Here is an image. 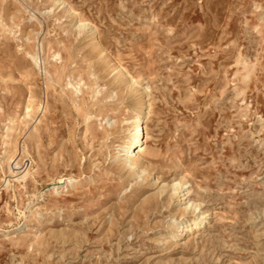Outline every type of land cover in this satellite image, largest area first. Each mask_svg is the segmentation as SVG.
I'll return each mask as SVG.
<instances>
[{
  "label": "rangeland",
  "instance_id": "374dc122",
  "mask_svg": "<svg viewBox=\"0 0 264 264\" xmlns=\"http://www.w3.org/2000/svg\"><path fill=\"white\" fill-rule=\"evenodd\" d=\"M0 264H264V0H0Z\"/></svg>",
  "mask_w": 264,
  "mask_h": 264
},
{
  "label": "bare ground",
  "instance_id": "6f19581e",
  "mask_svg": "<svg viewBox=\"0 0 264 264\" xmlns=\"http://www.w3.org/2000/svg\"><path fill=\"white\" fill-rule=\"evenodd\" d=\"M82 25H84V24H82ZM91 32H93V31L91 30ZM131 82H132V80H131ZM142 108H145L144 104H143ZM143 122H144V120H142L140 115L135 116L134 119L130 122V126L127 128L128 132H129L130 139H131L129 143L130 144L132 143V146L135 147V149H133L132 151H129V150L126 151V149L123 147V149L121 150L122 154L118 155L119 157H122V159H123L122 162H124V164L129 168L134 167V158L133 157L137 156L138 152L141 150V148L144 146V144L146 142ZM142 172H144V171H142ZM59 182L64 183L65 180L63 178H60ZM172 190H173V193L178 196V199L180 200V202H183L185 200L184 201V203L186 204L185 208H191L192 213L195 215V217L193 219H191L190 221H188V223H185L184 225H179L177 227V228H179L178 229L179 235L183 236V235H186L190 231H198L202 228H205L208 224V220H209L208 217H210V216H208L206 213L201 211L198 204H196L192 200H190V198L187 196L189 189L187 187H184L183 184H180V182H176L175 184L172 185ZM180 220L178 219V221H180Z\"/></svg>",
  "mask_w": 264,
  "mask_h": 264
}]
</instances>
